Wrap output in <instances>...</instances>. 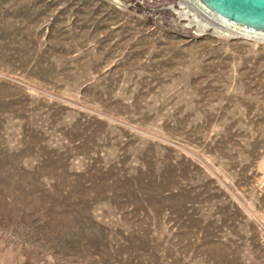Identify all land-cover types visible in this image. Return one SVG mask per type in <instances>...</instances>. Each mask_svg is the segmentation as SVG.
Segmentation results:
<instances>
[{
    "label": "rangeland",
    "instance_id": "rangeland-1",
    "mask_svg": "<svg viewBox=\"0 0 264 264\" xmlns=\"http://www.w3.org/2000/svg\"><path fill=\"white\" fill-rule=\"evenodd\" d=\"M214 23L0 0V264H264V40Z\"/></svg>",
    "mask_w": 264,
    "mask_h": 264
},
{
    "label": "water",
    "instance_id": "water-1",
    "mask_svg": "<svg viewBox=\"0 0 264 264\" xmlns=\"http://www.w3.org/2000/svg\"><path fill=\"white\" fill-rule=\"evenodd\" d=\"M217 12L251 25L264 26V0H205Z\"/></svg>",
    "mask_w": 264,
    "mask_h": 264
},
{
    "label": "bare ground",
    "instance_id": "bare-ground-1",
    "mask_svg": "<svg viewBox=\"0 0 264 264\" xmlns=\"http://www.w3.org/2000/svg\"><path fill=\"white\" fill-rule=\"evenodd\" d=\"M190 1H192L196 6L200 7L204 12L208 13L209 16H211L213 19H215L217 24L214 23V25L212 26H213V30L216 29V32H219L222 35L225 34L229 36H234V35L246 36V37H251V38H255L259 40H264V26L251 25V24H246V23H242L239 21L237 22L232 18L221 15L205 0H190Z\"/></svg>",
    "mask_w": 264,
    "mask_h": 264
}]
</instances>
